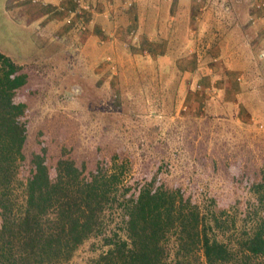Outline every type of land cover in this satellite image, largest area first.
Returning a JSON list of instances; mask_svg holds the SVG:
<instances>
[{"label":"rangeland","instance_id":"rangeland-1","mask_svg":"<svg viewBox=\"0 0 264 264\" xmlns=\"http://www.w3.org/2000/svg\"><path fill=\"white\" fill-rule=\"evenodd\" d=\"M13 1L0 0V52L42 78L30 82L36 95H27L29 86L20 92L33 101L21 180L32 176V154L44 146L52 177L64 157L85 177L116 168L133 186L179 191V203L217 217L224 241H240L264 174V26L247 38L254 48L235 30L229 46L220 45L219 34L237 19L245 25L246 5L260 15L256 0H85L104 22L84 49L78 38L87 35L70 22L61 24L64 33L59 23L30 24L23 19L33 9ZM226 12L235 20L224 21ZM116 15L124 22L111 21ZM142 26L160 37H142ZM123 204L106 210L109 231L118 228ZM98 243H85L70 264H86ZM192 264H205L201 252Z\"/></svg>","mask_w":264,"mask_h":264},{"label":"trees","instance_id":"trees-1","mask_svg":"<svg viewBox=\"0 0 264 264\" xmlns=\"http://www.w3.org/2000/svg\"><path fill=\"white\" fill-rule=\"evenodd\" d=\"M32 67L0 52V264H70L90 240H99L91 249L98 253L86 264H192L199 252L205 264L264 262V174L252 190L258 208L236 242L221 238L217 217L201 215L189 201L179 203V191L133 186L116 168L85 177L64 157L52 177L44 146L32 154V176L21 180L27 102L33 101L20 92L29 86L27 95L37 94L30 82L39 71ZM28 69L38 74L30 76ZM119 202L118 228L109 231L106 210L112 213Z\"/></svg>","mask_w":264,"mask_h":264},{"label":"crops","instance_id":"crops-1","mask_svg":"<svg viewBox=\"0 0 264 264\" xmlns=\"http://www.w3.org/2000/svg\"><path fill=\"white\" fill-rule=\"evenodd\" d=\"M99 1H101V2H103V0H98V2ZM60 2V0H49V1H46V0H40V3L39 4H32V3H27V8H31V9H33L32 10V13H30L29 12V14L31 15V17L32 18H30V17H25L24 16V19L23 20H27V21H29V23L31 24L32 22H34V21H41L42 22V24H43V26H47V23H52V24H56V23H59L58 25H60V27H59V32H61V33H64L63 31H62V27H61V24L62 23H64L65 21L66 22H70V24H72L73 25V28L75 29V31H74V29H72L74 32H79V34L80 35H87V36H85V40H84V38H83V36H81L80 38H78V40H79V42H81V44H80V49H84V48H86V47H90L91 46V43L94 41V40H96L97 38H98V30H99V27L103 24V22L104 21H102L101 19H99L100 18V15H96L95 16V24H94V27H92L89 31H87V32H85V33H81L80 31H78L77 29V26L74 24V22H75V20H71V19H69V17L68 18H65V17H63L62 15H55L54 16V18H53V12H51V7H49V6H46V7H43V5L42 4H58ZM225 2V1H224ZM228 1H226V3H227ZM92 4V3H91ZM98 4V3H97ZM95 5V4H94ZM227 7H228V5H227ZM225 9H227V8H225ZM237 9H239V11L241 10V9H244V6H238L237 7ZM30 10V9H29ZM244 12H243V14H242V17H243V19L242 20H244L245 21V25H241L240 24V19H237V23H235V26H236V28L234 27V21H233V23H231V26L230 25H226L225 27H226V29H222V31L220 32V34H219V44L221 45V44H224V42H226L227 43V45L229 46V44H230V41H225V39H231V38H233L232 36H230L229 37V34L230 33H232L234 30V32L236 33V34H238V36L241 38V39H243V43H244V45L246 46V44H248L249 46L251 45V48H254L255 46H257V44L258 43H256V42H254V41H252V42H250L252 39L254 40V35H251V32L253 31V29L252 28H256L255 26H256V24H260V25H262V23L260 22V21H258L257 19H256V22L255 23H251L250 22V18H251V16H256V12L255 11H253V10H251L250 9V7L248 6V5H246V7H245V9L243 10ZM28 14V15H29ZM224 16V17H223ZM118 16L116 15L115 16V18H111V21L113 20L114 22H116V21H119L120 23H122V22H124V20L121 18V19H116ZM57 18H60V20L59 19H57ZM161 18L162 17H157V19L155 20L156 22H160L161 21ZM222 18H224V21H229V18H233L234 20H235V14H234V16L232 17V14L231 13H228V12H226L224 15H222ZM31 19V20H30ZM20 21H22V19H20ZM50 23V24H51ZM240 26H239V25ZM58 25H57V27H58ZM246 25H249V26H247L246 27ZM250 25H253L254 27H251ZM63 26H65V25H63ZM163 26H164V24H163ZM162 26V28H164ZM227 26H229V27H227ZM149 27L148 26H146V28H145V26H142L141 27V29H140V34H141V36L142 37H146L147 38V40L149 39H151L152 38V35L155 37L156 35H157V37H160V31L158 30V31H156V29L152 32V34L151 35H148L149 33L147 32V29H148ZM222 28H224V26L222 25ZM65 35H67L66 37H65ZM69 33H67V34H64L63 36L61 35H55V39H59V38H64V40H65V38L66 39H69ZM90 35V36H89ZM92 35V36H91ZM162 37H163V35H162ZM247 38L248 39H250V41H248L247 40ZM166 40V39H165ZM261 45L263 44V43H260ZM166 45V42L164 41V43H163V46H165ZM264 50V49H263ZM247 53V49L246 48H243V50H242V54L244 55V54H246ZM226 56V55H225ZM263 56H264V52H263ZM264 58V57H263Z\"/></svg>","mask_w":264,"mask_h":264},{"label":"built area","instance_id":"built-area-1","mask_svg":"<svg viewBox=\"0 0 264 264\" xmlns=\"http://www.w3.org/2000/svg\"><path fill=\"white\" fill-rule=\"evenodd\" d=\"M32 4H39L40 0H22ZM130 6V3H127ZM257 9L260 11V15L251 16L250 22L255 23L256 19L264 26V0L255 1ZM43 7L49 6L52 10L62 13L66 18L75 20L74 24L77 26V30L81 33L88 31L89 26L94 24V16L96 12L93 6L85 0H60L58 4H42ZM137 32L135 31V34ZM134 34L131 31L130 35Z\"/></svg>","mask_w":264,"mask_h":264}]
</instances>
